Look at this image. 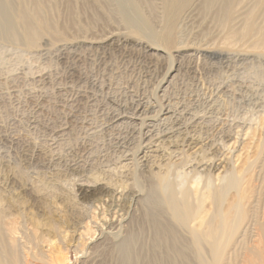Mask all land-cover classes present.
Wrapping results in <instances>:
<instances>
[{
	"label": "rangeland",
	"instance_id": "obj_1",
	"mask_svg": "<svg viewBox=\"0 0 264 264\" xmlns=\"http://www.w3.org/2000/svg\"><path fill=\"white\" fill-rule=\"evenodd\" d=\"M148 1L132 8V21L121 15L104 21L103 14L85 24L88 14L57 7L80 24L66 19L57 24L63 34L45 37L34 49L0 42V208L14 230L23 229L14 240L22 249L23 234H36L32 221L41 223L37 234L55 223L60 237H51L52 245L61 239L68 264H75L85 224L72 232L76 222L67 224L68 213L90 220L96 205L79 188L92 191L100 175L98 189H112L117 198L126 194L133 152L117 158L138 145L141 119L169 104L176 113L148 121L143 133L144 145H175L168 152L176 151L174 162L192 159L172 167L170 180L178 189L197 181L215 189L219 177L225 184L238 182L228 197L233 206L239 194L244 198L234 239L251 238L241 236L250 217L264 222V0H227L219 12L197 0ZM114 114L121 116L112 122ZM172 127L171 133L179 132H168ZM213 152L223 163L217 172L201 161ZM75 153L80 155L71 161ZM57 195L62 199L56 203ZM196 252L202 264H214L212 250ZM221 253L220 264H248L254 254L246 248Z\"/></svg>",
	"mask_w": 264,
	"mask_h": 264
},
{
	"label": "bare ground",
	"instance_id": "obj_2",
	"mask_svg": "<svg viewBox=\"0 0 264 264\" xmlns=\"http://www.w3.org/2000/svg\"><path fill=\"white\" fill-rule=\"evenodd\" d=\"M76 1L75 4L74 0H0V42L18 44L34 49L40 46L41 40L45 37L54 38L63 34L65 29L59 28L57 24H63L66 19H68V22H80L76 18L63 17L57 11V7L61 9L65 7V9L72 10L77 15L88 14L86 24L97 22L103 14L104 21L107 18L112 20L115 15H121L126 20L132 21V8L149 2L148 0ZM166 1L169 2L170 0ZM197 1L201 5L203 3L204 8L207 10H218L219 6L221 7L227 2V0ZM192 10L193 7L187 8L186 14ZM90 13L91 16H89ZM79 27L82 28L81 25ZM115 35L114 33L110 36L114 37ZM48 43L49 41L44 44L48 45ZM213 57L215 58L217 55H213ZM164 84L160 85V91H162ZM140 106H142V103H138L135 109H141ZM157 108V111L153 110L155 114L153 117L147 120L141 119V129H139L141 137L138 145H135L128 152L121 153L122 155L117 158V160L123 159L125 154L133 152L131 155L135 168L128 170V177H130L132 183L127 184V187H124V183L118 187V189L124 187L125 190L127 189V193L117 198L112 189H98V183L103 180L100 175L97 178L94 177L96 185L92 188V191L84 189L83 186L81 189L79 188L80 194L85 193L88 198L95 201L96 205L90 220H88L85 213H68L67 218L69 221L67 224L71 221L76 222V227L73 226L72 232L76 231L80 225L85 224L84 227H80L83 228L79 233L81 248L75 252L78 256L75 264H202L203 258L201 259L200 256L197 259L195 252L201 253L208 249L216 254L214 264H220L221 252L226 248L249 249L254 254L248 258V264H264V222L257 224L254 221L255 219L250 217L243 224L241 236L250 234L251 238L247 242L234 239V234L243 223L240 215L244 198L239 194V199L236 205L233 206L228 202V197L230 190L233 188L238 191V182L225 184L224 178L219 177L220 184L215 189H210L208 186L200 187L198 181L189 182L187 187L178 189L180 185L177 181L170 180L169 177L171 174L172 177L174 175L172 167L177 168L182 164L185 166L192 163V159L186 161V164L185 161L174 162L175 156L173 155L176 151L168 152L172 150L171 146L173 148L176 146H167V150H165L166 148L162 149L161 146L155 148V144L152 143L153 140L150 141L151 138L150 142L144 145L143 128L148 126L147 122L151 121L153 124L157 119L160 121L166 113H176L174 110L172 111L173 108L170 104L168 106H157ZM121 114H114L110 120L113 122ZM168 119L166 118V120ZM176 126H179V124L177 123ZM172 129L174 127L170 128L168 132L171 133ZM174 131L178 130L175 129ZM75 154L71 161H74L80 155ZM212 155L213 157L204 155L201 161L206 160L203 166L211 162L209 171L212 169V171L217 172L223 168V163L218 164L221 159L217 158L218 154L216 152H213ZM97 161L99 162L98 158ZM148 163L153 165L150 166ZM157 163L159 165H156ZM164 163H166L165 167L162 166ZM146 164H148L147 167ZM146 168H149V171H146ZM156 169H158L157 172L154 171ZM163 169L164 172H162ZM222 181L223 183H221ZM6 185L8 189L11 188V182H7ZM240 193L242 194L241 191ZM53 197L56 203L62 199L61 195ZM7 217L6 211L0 208V264L69 263V252L64 248L62 240L58 239L57 245H52L50 239L53 236L55 238L60 237V227L58 225L55 223L52 226L48 225V229L41 230L37 234L38 230L42 229L39 227L41 223L32 221V226L37 230L36 234L33 237L26 235V233L23 234V238L26 239V244L29 247V250H27V246L22 249L23 246L20 247L14 243L15 234L18 235L17 232L23 229L16 226L14 230V221L10 220L11 223L6 222ZM38 218L40 219V215L36 214V220ZM23 228H26V225H23ZM231 230L233 235H228L226 238ZM42 245L48 249L47 253L42 251ZM20 252L22 253L20 254ZM22 254L23 256H21Z\"/></svg>",
	"mask_w": 264,
	"mask_h": 264
}]
</instances>
